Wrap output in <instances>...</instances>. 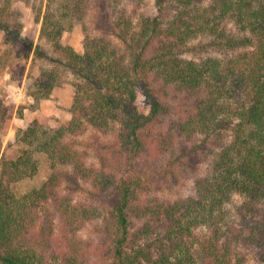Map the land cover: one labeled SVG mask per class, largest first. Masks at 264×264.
I'll list each match as a JSON object with an SVG mask.
<instances>
[{
	"label": "trees",
	"instance_id": "obj_1",
	"mask_svg": "<svg viewBox=\"0 0 264 264\" xmlns=\"http://www.w3.org/2000/svg\"><path fill=\"white\" fill-rule=\"evenodd\" d=\"M13 1L0 8L9 36L17 32L7 19ZM101 2L105 33L87 24L91 0H47L37 9L40 37L58 53L50 59L79 81L69 120H33L17 130L20 151L1 156L0 264H92L80 239L90 224L104 234L95 264H241L239 246L256 247L264 264V0H156V13L138 10L146 0ZM78 24L83 53L61 42ZM199 38L225 53L185 56ZM60 77L58 64L43 68L35 98L48 97ZM10 124L0 100V150ZM223 132L231 138L205 153L192 193L171 199L154 191V177H142L149 167L141 176L137 159L152 166L184 156V165L200 145L180 147ZM40 156L49 178L18 195L12 186L37 174ZM72 188L90 198H75ZM236 194L245 199L235 219ZM46 217L56 229L43 226Z\"/></svg>",
	"mask_w": 264,
	"mask_h": 264
},
{
	"label": "rangeland",
	"instance_id": "obj_2",
	"mask_svg": "<svg viewBox=\"0 0 264 264\" xmlns=\"http://www.w3.org/2000/svg\"><path fill=\"white\" fill-rule=\"evenodd\" d=\"M102 0H91V7L87 17V24L95 32H109V24L101 15L103 10ZM47 0H14L10 5V16L8 20L13 25L16 34L14 36L0 28V100L8 107L9 117L11 120L8 131L2 136V147L0 150V159L3 154L13 155L18 153L22 148L21 143L16 139L17 130L26 128L33 120L38 118L46 119L47 124L55 127L59 121L69 120L71 118L70 109L73 104L75 95L74 84L79 81V78L67 67L57 63L61 69V77L56 83L51 94L46 98L36 99L35 92L37 90V79L43 68H51L56 62L50 59L58 56L52 44L40 37L41 20H37V9L41 6L45 10ZM156 0H146L145 7H141L140 11L147 13H156ZM5 0H0V8L4 6ZM205 5L210 3V0H204ZM129 8L131 6L128 5ZM231 28L236 34L241 31L232 23ZM243 33V32H242ZM249 34V33H248ZM84 29L81 24L76 25L73 29L66 31L61 38L63 45L72 46L78 53H83L84 46ZM206 38H199L192 42L195 50L186 53L187 57L201 58L208 54H224L225 51L214 50L207 46ZM20 110L22 116H20ZM169 122V117L166 118ZM231 138L230 133L223 132L222 135H200L194 140L187 142L183 147H180V152H190L195 146L197 149L189 153L188 162L182 163V156L179 160H175L173 164L170 159L162 158L161 162H156L155 165H148L146 157L137 159L139 162L138 169L141 171V176L144 173L143 169L148 172V167L151 169L150 174L142 176L149 181L150 175L154 177L151 185L155 192L163 194L168 198L184 197L194 191L195 179L202 175L205 171V153L211 149H219L227 140ZM185 152V153H186ZM171 159H175L172 157ZM179 159V157H178ZM51 171L48 168L45 157L40 156V166L37 174L25 179L12 187L18 195L24 194L26 191L42 185L50 176ZM75 198L82 200L90 198L89 192L85 189L79 190L72 188ZM91 199L93 197L91 196ZM245 199L244 195L236 194L232 204L229 205L231 213L236 219V208ZM52 218V219H51ZM46 217L44 227H57L56 219ZM97 224L87 226L80 236L81 241H84L85 248L92 252V261L101 263L103 261L104 251H93L99 237L104 236L102 230L97 229ZM98 226H101L98 223ZM86 241V242H85ZM91 241V244L89 245ZM89 245V246H88ZM56 254L64 252V246L60 242L59 245L53 243ZM52 246V247H53ZM89 251V250H88ZM237 254L241 258V264H259L258 249L254 246H239ZM91 261L92 264H95ZM240 264V263H236Z\"/></svg>",
	"mask_w": 264,
	"mask_h": 264
}]
</instances>
